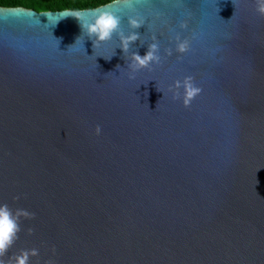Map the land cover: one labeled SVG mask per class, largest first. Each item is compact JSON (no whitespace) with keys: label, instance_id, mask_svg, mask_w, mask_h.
I'll return each mask as SVG.
<instances>
[{"label":"water","instance_id":"95a60500","mask_svg":"<svg viewBox=\"0 0 264 264\" xmlns=\"http://www.w3.org/2000/svg\"><path fill=\"white\" fill-rule=\"evenodd\" d=\"M97 8L110 10L0 5V203L35 213L5 259L36 248L30 264H264L255 0L134 3L119 13L125 34L129 15L145 19L129 54L155 35L161 56L135 73L115 35L75 42L79 22L64 15L90 21ZM187 76L201 92L184 107L168 89Z\"/></svg>","mask_w":264,"mask_h":264},{"label":"clouds","instance_id":"9594fccd","mask_svg":"<svg viewBox=\"0 0 264 264\" xmlns=\"http://www.w3.org/2000/svg\"><path fill=\"white\" fill-rule=\"evenodd\" d=\"M100 2L108 9V11L95 9L99 14L95 15L90 21H84L81 19L80 11H72L65 14V17L71 16L79 22L81 29V35L78 36L75 42L81 39L82 36H87L89 40L92 41L93 49L112 40L113 35H115L119 40L118 48L124 53V57L127 60V67L132 73L139 71L140 69L147 68L151 71L150 65L159 64L161 62V56L159 53V44L157 42L156 36L152 35L150 37L151 43L148 44V49L145 55L141 56L135 51L129 54L130 46L137 40H140V34L135 29L140 28L145 24V19L140 15H129L127 18L128 28L131 30L127 34L121 29V16L119 13L123 12L125 9L130 12H135L134 3H141V0H100ZM256 12L264 17V0H255ZM157 16L160 14L157 13ZM233 15L235 13L233 12ZM187 27L186 22H180L179 28L184 29ZM175 40V51L177 53H185L189 50V40H181L180 35L176 34ZM75 42L68 46L72 47ZM141 44L143 42L141 41ZM164 53L166 56L172 55V49L165 48ZM115 54V53H114ZM108 57L106 60L110 59ZM179 59V57H178ZM120 66L117 65L116 68ZM131 79L132 76L130 75ZM183 89V94L181 97L179 89ZM163 93L160 89H157ZM168 91L173 93L172 98L182 99V104L184 107H188L190 102L201 92L199 87L194 86L193 78L191 76L184 77L182 81H174L169 87ZM100 126L97 125L94 129L96 135L100 134ZM19 197H13V200H18ZM35 218V213L29 212L24 209H13L7 203H0V264H30V258L38 257L39 250L36 248L32 249H21L18 253H14L5 259L6 254L15 244L16 240L19 238L18 234L21 231V220H30ZM33 229H27V234L31 235ZM53 255L55 254V248L51 249ZM39 264V261H37ZM44 264H55V261L48 259L44 261Z\"/></svg>","mask_w":264,"mask_h":264},{"label":"trees","instance_id":"16d2710c","mask_svg":"<svg viewBox=\"0 0 264 264\" xmlns=\"http://www.w3.org/2000/svg\"><path fill=\"white\" fill-rule=\"evenodd\" d=\"M1 6H24L37 11L61 10V9H82L89 6L81 5L74 0H0ZM102 5L100 0H90V8Z\"/></svg>","mask_w":264,"mask_h":264},{"label":"snow or ice","instance_id":"6c2138e0","mask_svg":"<svg viewBox=\"0 0 264 264\" xmlns=\"http://www.w3.org/2000/svg\"><path fill=\"white\" fill-rule=\"evenodd\" d=\"M74 2H78L81 5L89 6L88 8H82L81 10H89L90 8V0H74Z\"/></svg>","mask_w":264,"mask_h":264}]
</instances>
